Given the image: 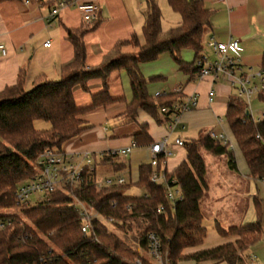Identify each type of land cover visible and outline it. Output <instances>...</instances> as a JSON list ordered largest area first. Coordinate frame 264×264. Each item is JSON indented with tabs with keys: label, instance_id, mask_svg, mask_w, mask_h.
I'll list each match as a JSON object with an SVG mask.
<instances>
[{
	"label": "trees",
	"instance_id": "obj_1",
	"mask_svg": "<svg viewBox=\"0 0 264 264\" xmlns=\"http://www.w3.org/2000/svg\"><path fill=\"white\" fill-rule=\"evenodd\" d=\"M14 0H0V4ZM170 8L181 17L177 27L164 32L162 12L156 0H147L144 12L145 24L141 37L133 34L118 42L106 54L102 62L88 67V51L84 41L86 34L96 25L77 31L68 30L67 39L74 49V60L61 71L58 81H48L39 76L33 88L25 89V70L22 69L15 86L0 93V212L16 207L19 186L35 178L34 164L47 149L62 152L63 146L77 138L89 127L81 117L98 108L107 107L122 98L111 95L109 80L113 73L125 71L130 81L133 100L121 119L134 122L140 111H145L158 123L169 122L162 108H172L184 100L181 93L151 97L147 90L148 80L141 73L140 65L156 61L168 54L185 74L200 70L204 41L211 28L212 12L201 2L192 0H168ZM128 47L135 52L126 53ZM191 50L195 59L187 64L183 52ZM264 71V62H263ZM100 82L102 89L91 95V104L80 108L74 90L77 87L89 93L92 82ZM228 127L243 154L253 180H264V119L257 123L246 114V103L232 96L226 114ZM37 122L50 127L38 130ZM152 143L148 127L134 137L137 147ZM187 159L167 180H175L173 186L180 188L183 200L176 209L167 199L166 188L155 185L151 178L153 168L143 166L137 186L147 195L131 197L126 192L133 186H121L96 191L88 178L79 190L83 198H91L95 209L106 218L117 221L115 227L130 235L132 247L102 223H95L97 241L85 238L81 231L78 213L69 205L71 198L62 193L50 196L49 201H34L22 207L20 214H2L0 219H10L11 226L0 232V264H152L141 250L147 248V236L158 235L171 264L193 261L197 264H248L244 254L256 246L264 233L263 201L254 200L257 220L254 223L224 231L220 225L217 232L223 237L233 236L234 242L212 249L197 250L207 237L204 227L202 203L209 191L208 168L205 154L225 156L231 170L236 171L234 150L223 147L207 137L185 143ZM117 159L102 158L97 166L112 164ZM162 164V162H160ZM163 207L164 212L158 213ZM188 250H197L188 253Z\"/></svg>",
	"mask_w": 264,
	"mask_h": 264
},
{
	"label": "crops",
	"instance_id": "obj_2",
	"mask_svg": "<svg viewBox=\"0 0 264 264\" xmlns=\"http://www.w3.org/2000/svg\"><path fill=\"white\" fill-rule=\"evenodd\" d=\"M57 1L14 0L0 4V44L5 45L8 50L6 57H0V93L17 84L22 69L25 70L27 91L33 88L34 81L39 76L48 81H58L62 69L74 60V49L67 39L68 30L77 31L96 25V29L84 37L88 51V67L99 65L103 57L118 42L129 39L133 34L141 37L147 0H75L97 5L99 7L97 19L92 23H86L74 8H68L52 22H47L50 10ZM156 1L162 12V20H164L163 13H167L166 17L172 21L171 25H174L167 28H163L162 25L163 31L177 27L181 17L170 8L168 0ZM210 1L212 6L206 8L212 12L211 28L205 37L202 57L215 59L213 52L207 47L211 40L219 43L238 40L242 50V70L245 73L263 70L264 0ZM47 42L50 43V47H44ZM124 51L131 53L135 52V49L128 47ZM183 59L187 64L193 63L194 53L191 50H185ZM140 70L144 78L148 80L147 90L153 98L179 92L184 99L194 94L198 97V107L182 115L181 123L185 129L170 135L173 156L168 159L164 168L167 173L171 174L188 157L186 147H174L176 139L188 143L200 137H206L212 131L224 132L230 136L231 131L226 121V114L231 97L238 96L236 89L231 87L225 76H220L215 82L212 79L198 81V73H183L168 54L161 55L154 62L141 64ZM256 84L259 82L256 81ZM109 86L112 97L122 98L123 101L84 114L81 120L89 128L77 138L67 142L62 148V153L67 157H82L86 153L101 155L128 148L134 145V137L141 132L142 127L147 126L152 140L150 145L136 146L128 158L117 159L115 165L102 164L97 168L98 178H123L126 183L133 185L131 190L138 187L141 167L150 166V146L169 136L168 123H158L145 111H140L134 122L121 119L133 100L127 73L125 71L113 73ZM101 89L102 85L97 81L90 83L89 93L83 92L80 87L75 88L77 105L80 108L89 106L91 95L99 93ZM212 89L216 92V97L214 102L210 103L209 92ZM255 96H259V99L264 102V91ZM219 118L224 119L222 126L218 123ZM260 119L263 120L264 115ZM231 136L233 137L232 133ZM234 156L236 171L230 170L223 174L208 171L209 191L202 203L204 227L208 230L207 225H209L211 231L218 234L219 239L213 238L214 244H208L209 231H207V238L197 250L212 249L234 242L235 237H223L217 232L216 226L220 225L227 232L232 228L256 222L254 205L256 198L263 201L264 209L262 181L251 178L243 154L238 156L234 152ZM204 157L205 161L206 157L215 158L209 154H205ZM221 158H224L229 166L228 159L225 156ZM146 195L145 190L141 197ZM260 242H264V233ZM260 246L261 244L258 249L253 250L255 252L244 254L248 264H259L258 252L262 250L260 248H264ZM253 257H256V260L252 261ZM179 264L197 263L183 261Z\"/></svg>",
	"mask_w": 264,
	"mask_h": 264
},
{
	"label": "built area",
	"instance_id": "obj_3",
	"mask_svg": "<svg viewBox=\"0 0 264 264\" xmlns=\"http://www.w3.org/2000/svg\"><path fill=\"white\" fill-rule=\"evenodd\" d=\"M192 1L201 2L205 7L212 6L210 0ZM68 8H74L86 23H92L99 15V7L97 5L80 3L75 0H58L52 6L47 22H52L62 11ZM44 47H50V43H45ZM207 47L213 52L215 59L203 58L201 60L197 80L212 79L215 82L220 76H225L231 87L236 89L237 96L246 103V114L253 121L261 122V119L253 118L252 110L249 107L252 97L264 91V71H248L245 73L242 70V50L238 40H230L228 43H219L211 40ZM7 55V47L0 44V57H6ZM256 81L259 84H256ZM215 97L216 92L213 89L210 90V103L214 102ZM197 107L198 97L194 94L186 97L182 102L174 104L172 108H162L161 113L169 117L167 124L169 136L150 146V166L154 169L151 181L155 185H163L166 188V197L172 203L174 209L183 200V194L179 187L173 186L175 180L168 182L167 171L164 170L168 159L173 156L170 135H174L178 130L185 129L181 123L182 115ZM218 123L222 126L224 119L219 118ZM206 137L209 141L219 142L223 147L234 150L228 135L224 132L212 131ZM258 138L264 144V138L261 135ZM135 147L136 145L134 144L131 147L109 151L101 155L86 153L82 157H67L62 152L51 149L45 150L34 164V169L37 172L35 178L19 186L16 194V207L22 208L38 200L49 201L51 195L62 193L72 199L69 206L79 215L81 231L84 237L97 241L98 233L95 223H102L109 228L110 226L115 227L117 221L104 217L95 209L94 201L91 198H83L79 194V190L84 187L89 177L92 179L93 182L91 184L96 191L126 184V180L120 177L98 178L97 165L102 158L126 159L132 154ZM174 147H185V143L181 139H176ZM262 183L264 185V180ZM162 212H164L163 207L158 210L159 214ZM9 226H11L10 219H0V232ZM140 252L146 255L152 264H171L168 251L165 250L160 237L154 233L147 236V248ZM254 260H256V257L252 258V261ZM137 264H141V262L137 261Z\"/></svg>",
	"mask_w": 264,
	"mask_h": 264
},
{
	"label": "rangeland",
	"instance_id": "obj_4",
	"mask_svg": "<svg viewBox=\"0 0 264 264\" xmlns=\"http://www.w3.org/2000/svg\"><path fill=\"white\" fill-rule=\"evenodd\" d=\"M166 14L167 13H163V16H164V20H162L163 28L173 27L174 25H171L172 21H170V19L166 17ZM249 108H250V110H252V114H253V118L254 119H260L264 115V102H262L259 99V96L252 97ZM35 127L38 130H45V129H48L50 126L48 124L44 123V122H37L35 124ZM230 136H231V133H230ZM230 136L228 135V137H229V139L231 141V144L234 146L235 154L238 155V156L242 155L240 150L237 147V144H236L234 138L232 136L231 137ZM206 165H207L208 171L211 172V173H221V174H223V173H226L227 171L231 170L229 168L228 164L226 163V160L224 158H221V157H215V158L206 157ZM144 193H145V189L143 187H139L138 186V187L132 188L131 190H128L126 192V195L131 196V197H141ZM32 203L34 204V202H32ZM20 210H21V208L15 207V209H12V210H9V211H6V212H0V215H2V214H6V215L7 214H20ZM109 228H110V230L113 233L118 235L126 243H128L132 247H135V245L132 243V241H130V235H128V234L126 235V234L122 233L120 230H118L114 226H110ZM207 228H208L207 231H209V235H208L209 238H208L207 242H208V244L209 243L210 244H214L213 243L214 242L213 238L219 239L218 238V234L216 232L211 231V227H209V225H207ZM263 243L260 242V244H261L260 247L264 246ZM260 244L258 243L255 247H253V249L251 247L250 249H248V251L246 253H248V254L250 253L251 254L252 252H255L253 250L255 248L258 249L259 248L258 246ZM260 249H262V250L258 252V260H257V262L259 264H264V248H260ZM147 259H148V257H147Z\"/></svg>",
	"mask_w": 264,
	"mask_h": 264
}]
</instances>
